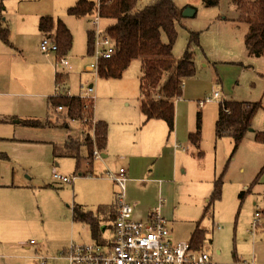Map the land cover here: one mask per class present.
<instances>
[{
  "label": "rangeland",
  "instance_id": "rangeland-1",
  "mask_svg": "<svg viewBox=\"0 0 264 264\" xmlns=\"http://www.w3.org/2000/svg\"><path fill=\"white\" fill-rule=\"evenodd\" d=\"M173 1L183 11L192 12L181 18V25H176L178 37L173 57H182L189 30L200 33L201 46L194 48L195 75L186 80L182 98L175 102L172 133L162 120L145 122L140 111L138 78L142 60L134 59L120 79H95V75L83 73L92 63L87 54V32L94 28L92 18L67 17L66 25L73 32L71 52L66 56L71 69L58 66L68 76L61 88L84 96L87 80L91 81L95 118L105 120L111 134L108 156L95 157L94 151L92 167L82 160L79 171L73 159L52 155L50 144H63L69 135L80 139L82 125L65 118L69 124L65 128L63 120L56 122L51 117L48 98L55 95L57 87L52 70L55 56H44L39 48L43 36L40 38L38 31L39 17L51 16L56 21L62 15L69 16L66 10L75 0L0 3L9 41L5 44L0 40V153L8 157L0 160V243L12 238L19 243L17 253L13 248L2 251L21 255L7 261L38 264L24 257L34 254L33 247L30 251L21 250L29 246L31 239L47 257H57L72 244L94 243L88 225L72 222L71 207L73 203L83 204L97 213L115 191L105 179L108 172L129 163L135 182L127 183L126 200L130 194L134 202L141 203L147 194L162 189L167 199L163 209L171 206L173 211L169 222L172 240H188L194 224L201 220L200 226L207 231L204 248L208 247L218 264H233L234 257L264 264V145L254 139L255 132L264 131V53L256 57L246 54L244 36L248 25L233 21L238 13L232 0H220L219 6L211 8L203 6L201 0ZM112 22L102 20L100 29L105 31ZM162 39L166 41L165 36ZM215 89L222 93V101L207 102ZM225 100L262 102L253 125L240 132L243 138L231 158L236 132L221 137L215 132L219 105ZM61 112L64 111L55 113ZM199 114L201 140L197 148L189 142L188 135L196 132ZM28 119L50 121L51 125L31 127L21 123ZM119 123L125 125V146H119ZM237 128L238 133L243 127ZM175 143L180 146L177 150ZM54 174L78 177L72 183H61ZM221 174V197L211 202L207 215L201 219L214 182ZM257 176L258 182L241 198V192ZM158 179L162 180L161 188ZM136 209L135 215L140 211L137 205ZM256 212L260 216L256 218L255 230L251 224ZM107 230H103L105 236L110 235ZM56 257L47 264L68 263Z\"/></svg>",
  "mask_w": 264,
  "mask_h": 264
},
{
  "label": "trees",
  "instance_id": "trees-1",
  "mask_svg": "<svg viewBox=\"0 0 264 264\" xmlns=\"http://www.w3.org/2000/svg\"><path fill=\"white\" fill-rule=\"evenodd\" d=\"M2 1L0 0L1 6ZM206 8L219 6L220 0H201ZM238 13L235 21L248 25L244 36V47L249 57L264 53V0H232ZM3 8V7H2ZM4 10V8H3ZM183 9L176 6L173 0H76L74 5L66 10V14L74 18L97 15L102 20L113 22L105 26V32L114 44L110 58L98 61L97 77L104 79H120L124 71L134 59L142 60L139 76L140 111L145 121L162 120L168 127V132L174 131L175 102L182 96L186 80L195 75L194 48H200V33L189 30L186 47L181 58H174L172 51L178 37L176 25L180 24ZM0 11V40L8 44V27L2 22ZM38 30L52 38L57 45L54 53L56 72L55 85L60 88L67 81V72H61L59 62L71 51L73 37L68 27L60 20L54 21L51 16H41L38 19ZM165 36L164 42L162 37ZM87 54L93 55V32H87ZM182 80L184 83L182 84ZM48 105L56 112L62 107L64 115L56 116L68 120H78L83 130L80 139H69L63 144L52 143V155L55 158L67 157L75 161L76 171H79L82 160H87L92 167L93 151L99 153L105 150L108 140V125L106 122L94 119V102L80 96H50ZM245 106V107H244ZM262 109L261 102H238L225 100L218 109L215 125L217 137L230 135L233 129L243 127L247 130L252 118ZM2 119L0 118V122ZM21 123L31 127H44L48 122L38 120H22ZM243 136L235 135V146L230 158L235 153ZM189 142L199 148L201 140V115H198L196 132L189 133ZM255 141L264 145V131L254 133ZM201 152V151H200ZM229 158V159H230ZM0 160H8L7 155L0 153ZM264 168V167H263ZM258 182V176L249 188L241 192V198L250 192ZM222 174L213 185L207 205L201 219L207 215L211 202L221 197ZM117 215L116 201L111 205H102L97 213L85 210L81 205L72 209L73 221L89 226L92 241L95 244H111L109 236L103 234L104 229L110 233L114 229ZM201 220L195 223L190 234V248L200 251L207 240V231L200 226ZM106 227V228H104ZM235 258V257H234Z\"/></svg>",
  "mask_w": 264,
  "mask_h": 264
},
{
  "label": "built area",
  "instance_id": "built-area-1",
  "mask_svg": "<svg viewBox=\"0 0 264 264\" xmlns=\"http://www.w3.org/2000/svg\"><path fill=\"white\" fill-rule=\"evenodd\" d=\"M92 24L94 26L92 29L93 55L90 57L92 63L89 67L91 72L97 73L98 61L110 58L114 44L107 33L100 29V19L97 15L92 17ZM40 50L45 55L54 54L57 51V45L52 38L45 35L40 42ZM59 66L64 69L70 68L66 57L60 60ZM60 94L70 96L68 90L56 91L54 96ZM92 94L93 89L89 87L86 96L81 98L86 100V97H91V101L94 102ZM221 99L219 91L214 90L207 102ZM199 105L202 106V103ZM58 110L61 111L63 108L58 107ZM182 150L184 151V148ZM94 151L95 157H100V153L97 150ZM53 177L62 183H72L77 178V176L63 177L56 174ZM107 178L118 187L116 193L117 215L114 229L108 237L111 244H72L67 250L60 252L57 259H64L68 264H218L206 248L195 251L190 248L187 240L173 241L170 238L167 219L161 214L159 206L153 209L146 219L133 217V206L126 201L128 177L125 169L120 168L115 173L109 172ZM163 201L161 198L160 204ZM259 216L260 213L257 212L251 224L252 229H257L256 218ZM30 245L37 252L35 257L38 264H47L49 257L39 253V244L31 240ZM233 264H255V262L242 260L234 261Z\"/></svg>",
  "mask_w": 264,
  "mask_h": 264
},
{
  "label": "crops",
  "instance_id": "crops-1",
  "mask_svg": "<svg viewBox=\"0 0 264 264\" xmlns=\"http://www.w3.org/2000/svg\"><path fill=\"white\" fill-rule=\"evenodd\" d=\"M75 2H76V0H75ZM75 2H73V4L72 5H74V3ZM191 9H193V8H191ZM67 17H72V16H64V15H62L61 16V18H59V19H61L63 22H64V24L66 25V19H67ZM73 18V17H72ZM224 19H228L226 16H224L223 17ZM233 21H235V20H233ZM91 23H92V21H91ZM101 23H102V21L100 20V25H101ZM67 26V25H66ZM68 27V26H67ZM68 29H69V27H68ZM70 31H71V29H69ZM105 30V29H104ZM39 31V30H38ZM40 32V31H39ZM71 33H72V35H73V32L71 31ZM42 36H44L41 32H40V38H42ZM38 37V36H37ZM39 48H40V46H39ZM21 49L24 51V47H21ZM71 52V51H70ZM51 55V54H50ZM50 55H45L44 54V56L46 57V58H49V56ZM67 59V58H66ZM69 60V59H68ZM48 61V60H47ZM49 62V61H48ZM92 62V61H91ZM69 63V62H68ZM90 65V64H89ZM89 65L88 66H86L85 67V70L84 71H82L83 73H89V74H93V75H95V79H98L97 78V73H95V72H91L90 71V67H89ZM69 69H71V65H70V63H69ZM61 68V67H60ZM68 69V70H69ZM53 71H54V74H55V72H56V64H55V66H53V69H52ZM54 74H53V81H54ZM140 76V75H139ZM138 84H139V78H138ZM87 87H86V90H85V94H84V96H86V94H87V89L89 88V87H92V89H93V84H92V82L91 81H89L88 82V80H87ZM59 88L58 87H56V91H59L58 90ZM65 89H67L68 91H69V93H70V96H80L81 95V93H77V94H72L71 93V90H70V88H65ZM64 90V89H63ZM215 90H218V89H215ZM56 91H55V93H56ZM214 91V90H213ZM219 91V90H218ZM54 93V94H55ZM219 93H220V96H221V98H222V93L219 91ZM182 95H183V92H182ZM84 96H80V97H84ZM138 96H139V94H138ZM212 96V95H211ZM139 98V97H138ZM182 98V96L180 97V98H178L176 101H178V100H180ZM236 101V100H235ZM238 102H246V101H238ZM255 102H261V100H258V101H255ZM139 103H140V98H139ZM200 104V103H199ZM261 104H262V102H261ZM175 108H176V104H175ZM53 110V109H52ZM58 115H64V112H61V113H59V114H56L55 112H54V110H53V114L51 115V117H53L54 118V120L56 121V122H60V121H62V123L64 124V125H66L65 126V128H67V121L66 120H64V119H59L58 121L56 120V116H58ZM256 116V115H255ZM144 117V116H143ZM254 118V117H253ZM253 118H252V120H253ZM94 119L95 120H101V121H104V122H106L105 120H102V119H97V118H95V115H94ZM145 120V119H144ZM252 120L250 121V123H249V126L251 127V125H253L252 124ZM69 121H77V122H79V123H81L80 121H78V120H69ZM16 122H19V121H16ZM145 122H147V121H145ZM144 122V123H145ZM48 123H49V125H47V126H50L51 125V122L50 121H48ZM107 123V122H106ZM69 125V124H68ZM81 125H82V123H81ZM107 125H108V123H107ZM118 125H120L121 126V130H119V135H120V140H119V146H125V140H123L122 139V137L125 135V133H126V130H125V128H124V124H122V123H119ZM262 126L264 127V120H263V122H262ZM44 127H46V126H44ZM109 129H110V126L108 125V140H107V145H106V148H105V150L104 151H102L101 153H100V157H102V158H105V157H107L108 156V147H109V145H110V143H111V134H110V131H109ZM237 129L238 128H234L233 129V131H235L236 132V136L237 135H239L240 134V132H242L241 130L237 133ZM82 130H83V126H82ZM251 131H253V129H251ZM82 134V133H81ZM81 138V137H80ZM69 139H75V138H72L70 135L69 136H67V139L65 140V141H68ZM52 144V143H51ZM50 144V145H51ZM176 145H177V147H176ZM174 150H177V149H179L180 148V146L177 144V143H175L174 144ZM119 148H121V147H119ZM182 150V149H181ZM183 151V150H182ZM185 151V150H184ZM93 164V163H92ZM92 166V165H91ZM91 168V167H90ZM120 168H123V169H125L126 170V172H127V177H128V181L126 182V189H127V183L128 182H132V181H134L133 180V176H134V172L130 169V164L129 163H127L126 164V166H121ZM120 168H118L117 170H115V171H110L111 173H115V172H117ZM91 170V169H90ZM109 173V172H108ZM74 176H76L75 174H74ZM77 177H78V175H77ZM87 177V176H86ZM105 179H107V180H109L112 184H113V186L115 187V191H113V198L108 202V204H106V203H102L100 206H102V205H111V204H113L115 201H116V193H117V191H118V187H117V185L113 182V181H111L110 179H108L107 177H105ZM135 182V181H134ZM154 182H155V180H154ZM156 182L159 184V187L161 188V185L163 184L162 183V180L161 179H158V180H156ZM60 183V182H59ZM62 183V182H61ZM14 185V184H13ZM12 185V186H13ZM5 187H7V186H5ZM139 187H142V185H139ZM156 195H158L157 196V198H156ZM170 196H171V194H170ZM126 198H127V195H126ZM163 199L164 201H163V203L162 204H160V199ZM114 199V200H113ZM205 201L207 200L206 198L204 199ZM129 204H131L132 206H133V217L135 218V216L136 215H138V216H141L142 218H139V219H146L150 214H151V212L153 211V209H155V208H157L158 206L160 207V211H161V214L167 219V222H168V227H169V222H172V220H171V216H172V213H173V211H172V207L171 206H168V207H165V209H163L164 208V203H166V201H167V199H165L164 198V194H163V190L162 189H159V191L158 192H151V193H149V194H147L146 196H145V198L143 199V201L140 203L139 201H138V203H136V202H134L133 201V199H132V197H131V195L130 194H128V200H126ZM130 202H133L134 204H132V203H130ZM75 205H81L85 210H87V211H90L87 207H85L83 204H77V203H73V205H72V207H71V220H72V222L74 223V221H73V219H72V209H73V207L75 206ZM136 205L140 208V211H139V213H136V215H135V209H136ZM134 206H135V208H134ZM136 210H138V208L136 209ZM257 213V212H256ZM255 213V214H256ZM17 215V212H16V214H15V216ZM135 219H137V218H135ZM194 227H195V224H194ZM194 227L191 229V231H190V234H191V232L193 231V229H194ZM219 229V228H218ZM169 230H171L170 228H169ZM190 236V235H189ZM31 240H33V239H31ZM31 240H29V246H26V247H23V248H21V250H28V251H30L31 250V248L33 247V246H31L30 245V241ZM189 240V239H188ZM187 240V241H188ZM174 241V240H173ZM177 241H179V240H177ZM79 244H90V243H79ZM10 248H13V251H15L16 253H17V251L19 250V243H17V242H15V240H13L12 238H9V241L8 242H6V243H0V264H16L14 261H7V259H12V258H17V257H19V256H21V255H19V254H16L15 252H3L2 250H4V249H6L7 251H8V249H10ZM33 249H34V254L31 256H29V255H25L24 257H26V258H30V259H32V260H36V262H37V259H36V250H35V248L33 247ZM39 249H40V245H39ZM206 249H208V247H206ZM209 250V249H208ZM39 253H41V250H39ZM55 257L56 256H53V257H49V260H55ZM48 260V261H49ZM64 260V259H63ZM234 260L235 261H242L241 259H236V257L234 258ZM66 261V260H65ZM67 262V261H66ZM68 264V263H67Z\"/></svg>",
  "mask_w": 264,
  "mask_h": 264
},
{
  "label": "water",
  "instance_id": "water-1",
  "mask_svg": "<svg viewBox=\"0 0 264 264\" xmlns=\"http://www.w3.org/2000/svg\"><path fill=\"white\" fill-rule=\"evenodd\" d=\"M190 13H192L190 10L186 9L182 12V16H188Z\"/></svg>",
  "mask_w": 264,
  "mask_h": 264
}]
</instances>
